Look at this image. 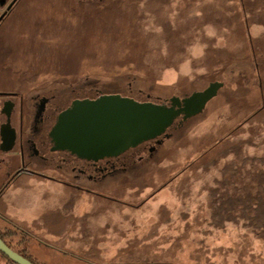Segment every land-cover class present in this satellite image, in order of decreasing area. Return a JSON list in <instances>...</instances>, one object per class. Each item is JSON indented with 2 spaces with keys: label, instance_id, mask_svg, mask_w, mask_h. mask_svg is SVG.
I'll use <instances>...</instances> for the list:
<instances>
[{
  "label": "rangeland",
  "instance_id": "374dc122",
  "mask_svg": "<svg viewBox=\"0 0 264 264\" xmlns=\"http://www.w3.org/2000/svg\"><path fill=\"white\" fill-rule=\"evenodd\" d=\"M75 2L23 0L6 23L14 62L42 70L56 91L84 74L108 93L133 83L138 97L223 88L117 189L87 197L38 178L10 186L7 216L44 240L25 248L39 264H222L202 259L212 248L264 264V0ZM49 214L84 228L67 235L33 222ZM18 242L6 238L14 251Z\"/></svg>",
  "mask_w": 264,
  "mask_h": 264
},
{
  "label": "flooded vegetation",
  "instance_id": "af4514ba",
  "mask_svg": "<svg viewBox=\"0 0 264 264\" xmlns=\"http://www.w3.org/2000/svg\"><path fill=\"white\" fill-rule=\"evenodd\" d=\"M22 1L0 0V233L12 234L26 232L7 216V204L3 197L10 186L24 178H38L51 183L54 188L73 192L75 195L91 197L105 194L117 189L125 180L132 178L139 168L152 162L160 148L173 137L171 131H177L189 120L181 113L174 124L155 140L143 142L120 154L87 158L59 145V140L66 135L57 131L58 125L75 104L120 96L142 104L172 108V100L179 99L181 107L174 108L178 111L184 108V100L194 96V92H191L181 93L170 99H158L149 95L138 97L132 89L133 83H127L120 90L108 93L101 89V84L89 82L90 79L85 74L74 78L75 80L68 78L62 83L63 91H56L53 78L48 77L45 82L42 70L22 67L12 58V41L6 33V23ZM74 1L81 7L110 5L113 0ZM127 79L130 78L126 77L124 81ZM208 88L209 86L197 93ZM139 93L144 95L142 91ZM64 221L68 220L49 214L48 218L33 222L51 233L60 231L67 235H76L84 228ZM88 229L97 228L88 225Z\"/></svg>",
  "mask_w": 264,
  "mask_h": 264
},
{
  "label": "water",
  "instance_id": "95a60500",
  "mask_svg": "<svg viewBox=\"0 0 264 264\" xmlns=\"http://www.w3.org/2000/svg\"><path fill=\"white\" fill-rule=\"evenodd\" d=\"M223 88L212 84L206 91L184 100L173 99L172 108L153 104H142L120 96L102 97L97 102L77 103L60 120L57 131L66 135L59 145L78 156L95 158L120 154L143 142L161 137L185 114L190 119L204 110ZM0 253L15 264H33L13 251L0 237Z\"/></svg>",
  "mask_w": 264,
  "mask_h": 264
},
{
  "label": "crops",
  "instance_id": "0c3cea01",
  "mask_svg": "<svg viewBox=\"0 0 264 264\" xmlns=\"http://www.w3.org/2000/svg\"><path fill=\"white\" fill-rule=\"evenodd\" d=\"M237 199H240V198H234V200L236 201V202H239ZM241 202V201H240ZM240 211V209H238V208H236V209H234V211H233V213H231V215L232 214H235V213H237V212H239ZM15 235H23L24 236V238H25V243H22V242H18V244H15V245H17L18 247H22L23 248V250L21 249V250H19V251H15L16 253H18V254H20L21 256H23L24 258H26V259H28L29 261H31L33 264H39L38 262H37V260H35L34 258H33V253H32V251H31V249L29 248H25L26 247V245H27V242L28 241H30V242H32V240H36V241H38L40 238L39 237H37V236H34L33 234H27V233H21V234H12V233H6V232H2V233H0V237L5 241V243H6V238H8V239H10V238H12L13 236H15ZM40 240H42V239H40ZM42 241H44V240H42ZM7 244V243H6ZM14 244V243H13ZM29 244V243H28ZM8 245V244H7ZM44 245H45V247L46 248H48L49 250H52V251H59L60 253L62 252V253H65V254H69V255H71L70 254V252L69 251H67V250H63L62 248H60V247H58V246H56V245H49V244H47V243H45L44 242ZM8 246H10V245H8ZM10 248H12V247H10ZM12 250L14 251V249L12 248ZM209 250V249H208ZM204 251V250H203ZM210 252H207L208 254H206V255H204V256H201L202 257V259H204L206 262H208V263H211V262H217V260L218 261H220L222 264H229V263H231L232 261H235L237 264L238 263H240V262H246V260H248V258L246 257V256H242V257H239V256H237V255H235L234 256V259H231L230 260V258H227V253H226V250L224 249V248H212V249H210L209 250ZM228 251H231V250H228ZM216 252H217V254H216ZM256 253V252H255ZM195 254V253H194ZM257 257V255L256 254H251L250 255V259L251 260H254L255 258ZM195 259H200L199 258V256H196V255H194V260ZM244 260V261H243ZM257 260L259 261V262H261V261H263V259H261L260 258V256L258 255V258H257ZM85 264H94V263H92V262H85V261H83ZM0 264H15V263H13L12 261H10L8 258H6L2 253H0ZM132 264V263H131ZM256 264H258V263H256Z\"/></svg>",
  "mask_w": 264,
  "mask_h": 264
}]
</instances>
